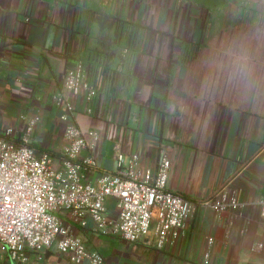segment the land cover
I'll return each mask as SVG.
<instances>
[{
	"label": "crops",
	"instance_id": "1",
	"mask_svg": "<svg viewBox=\"0 0 264 264\" xmlns=\"http://www.w3.org/2000/svg\"><path fill=\"white\" fill-rule=\"evenodd\" d=\"M223 7L208 11L187 0H0V132L19 130L38 114L33 146L57 160L67 122L55 97L66 69L80 61L105 104L96 118L78 100L71 120L81 132L101 135L99 168L113 171L117 149L126 145L139 154L141 170H154L162 150L171 162L169 190L195 207L165 251L156 249L152 232L128 246L101 234L86 239L108 264H264L257 208L264 198V76L236 94L232 75L224 78L217 63L207 93L186 90L187 59L203 39L200 16ZM252 10L264 18V7ZM186 99L192 103L183 118ZM219 190L235 192L244 208L217 217L200 205ZM106 207L113 214L112 200Z\"/></svg>",
	"mask_w": 264,
	"mask_h": 264
},
{
	"label": "built area",
	"instance_id": "2",
	"mask_svg": "<svg viewBox=\"0 0 264 264\" xmlns=\"http://www.w3.org/2000/svg\"><path fill=\"white\" fill-rule=\"evenodd\" d=\"M55 100L67 122L63 143L52 152L57 160L33 146L38 114L22 118L19 130L0 132V264H108L109 258L87 247L86 239L95 234L128 246L152 232L156 249L167 250L195 207L169 190L171 162L166 154L160 150L154 170H141L139 154L122 145L113 171L99 168L101 135L81 132L71 120L78 100L84 112L96 118L105 104L80 61L66 69ZM110 139L117 141L114 134ZM108 200L114 202L113 214L106 207ZM200 205L217 217L245 206L235 192L225 190ZM257 208L264 219V198Z\"/></svg>",
	"mask_w": 264,
	"mask_h": 264
},
{
	"label": "rangeland",
	"instance_id": "3",
	"mask_svg": "<svg viewBox=\"0 0 264 264\" xmlns=\"http://www.w3.org/2000/svg\"><path fill=\"white\" fill-rule=\"evenodd\" d=\"M264 7V0H229L219 12L207 14L202 12L201 25L204 29L203 39L187 59L189 74L195 82L187 83L186 90L192 94L201 89L208 92L211 77L216 74L217 63L223 65L224 78L231 74L230 85L238 86L236 94L249 80V91L253 88L252 80L264 76V18L253 13V8ZM231 62V63H230ZM226 65V66H225ZM224 86V83L221 84ZM255 85V84H254ZM218 87H220L218 85ZM217 88L218 92L223 88ZM207 96V95H205ZM180 112L187 117V108L191 100H185ZM189 103H188V102Z\"/></svg>",
	"mask_w": 264,
	"mask_h": 264
},
{
	"label": "water",
	"instance_id": "4",
	"mask_svg": "<svg viewBox=\"0 0 264 264\" xmlns=\"http://www.w3.org/2000/svg\"><path fill=\"white\" fill-rule=\"evenodd\" d=\"M187 1L191 4L196 5V6L204 7L208 11H218L229 0H187ZM98 20L103 21V22H108V18H106V17H99ZM117 61L118 60H115V63Z\"/></svg>",
	"mask_w": 264,
	"mask_h": 264
}]
</instances>
